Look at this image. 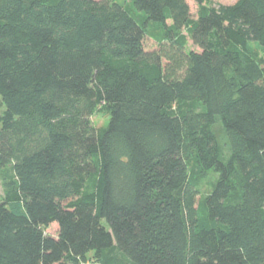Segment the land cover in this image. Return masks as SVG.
Wrapping results in <instances>:
<instances>
[{"label": "trees", "instance_id": "obj_1", "mask_svg": "<svg viewBox=\"0 0 264 264\" xmlns=\"http://www.w3.org/2000/svg\"><path fill=\"white\" fill-rule=\"evenodd\" d=\"M132 3L0 0V264H264V0Z\"/></svg>", "mask_w": 264, "mask_h": 264}, {"label": "rangeland", "instance_id": "obj_2", "mask_svg": "<svg viewBox=\"0 0 264 264\" xmlns=\"http://www.w3.org/2000/svg\"><path fill=\"white\" fill-rule=\"evenodd\" d=\"M111 2H118L122 4L123 6L127 7L129 10H131V13L133 16L139 21L143 22L144 16L139 11L135 10L133 7V0H110ZM192 14L195 16L198 11V6L194 2H190ZM148 32L154 36L156 39L160 40L163 38L164 35V29L156 24H150L148 27ZM157 46L156 42L149 40L147 43V48L149 50L155 49ZM187 49L190 50H196L198 49L192 45V43L189 41L187 45ZM1 99V97H0ZM91 121L95 128L101 129L105 128L109 122L110 116L105 108L99 110L96 114L91 116ZM219 137L221 139V142H224V136L222 133H219ZM11 176V174H10ZM217 179V176L214 173H209L206 177L202 179V186H201V197L205 196L206 194L210 193L212 190L214 183ZM4 186H3V171L0 170V200L2 201L4 199ZM200 199V196H199ZM57 228L55 226H52L48 232L51 235H57ZM106 255V256H105ZM104 256L108 259H110L111 264H129L122 255H120L116 251H107L104 253ZM81 264H101L99 257L97 256V253L95 251H88L87 254L81 258Z\"/></svg>", "mask_w": 264, "mask_h": 264}, {"label": "crops", "instance_id": "obj_3", "mask_svg": "<svg viewBox=\"0 0 264 264\" xmlns=\"http://www.w3.org/2000/svg\"><path fill=\"white\" fill-rule=\"evenodd\" d=\"M214 2L223 3V4H230L235 0H213ZM264 54V51H263Z\"/></svg>", "mask_w": 264, "mask_h": 264}]
</instances>
